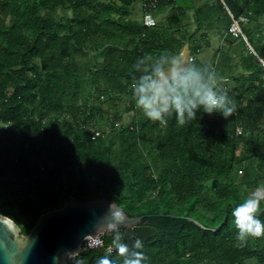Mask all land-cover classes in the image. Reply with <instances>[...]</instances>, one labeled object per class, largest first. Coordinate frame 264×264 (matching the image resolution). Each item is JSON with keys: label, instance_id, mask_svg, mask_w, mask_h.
I'll return each instance as SVG.
<instances>
[{"label": "trees", "instance_id": "16d2710c", "mask_svg": "<svg viewBox=\"0 0 264 264\" xmlns=\"http://www.w3.org/2000/svg\"><path fill=\"white\" fill-rule=\"evenodd\" d=\"M132 3L0 0V212L26 233L69 196H107L130 215L155 213L141 220L156 230L142 242L143 264H264V236L239 246L231 215L244 189L264 184V0H159L153 26ZM212 34L226 46L206 57ZM185 43L190 61L216 70L232 116L199 109L181 126L175 113L162 124L137 109L124 123L136 61L150 69L152 56L179 55ZM257 216L264 223V200ZM105 253L81 250L66 264ZM109 258L122 264L115 250Z\"/></svg>", "mask_w": 264, "mask_h": 264}, {"label": "clouds", "instance_id": "9594fccd", "mask_svg": "<svg viewBox=\"0 0 264 264\" xmlns=\"http://www.w3.org/2000/svg\"><path fill=\"white\" fill-rule=\"evenodd\" d=\"M155 63L141 71L140 65L145 58H139L133 65L141 74L133 77L132 96L135 107L143 115L162 124L175 113L178 125H184L196 118L197 110L212 115L217 113L227 119L236 110V102L229 96L228 90L222 86L216 70L211 65L198 66L179 55L163 52L152 56ZM264 200V184L257 186L244 201L232 208L237 229L236 239L239 246H244L249 237L264 236V223L257 213L260 203ZM110 218L100 227L112 233L111 245L107 252L96 258L94 264H115L110 259L112 250L122 257V264H143L147 260L142 251L143 243L139 237L132 240L131 247L123 242L120 229L127 226L126 214L109 205ZM88 239V237H85ZM91 247L92 245L89 244ZM77 264H84L78 260Z\"/></svg>", "mask_w": 264, "mask_h": 264}, {"label": "water", "instance_id": "95a60500", "mask_svg": "<svg viewBox=\"0 0 264 264\" xmlns=\"http://www.w3.org/2000/svg\"><path fill=\"white\" fill-rule=\"evenodd\" d=\"M180 54L190 60L187 43ZM109 205L126 214L127 226L122 228L132 239L139 237L144 242L156 234L147 221L141 223L142 218L155 213L130 215L107 196L87 199L69 196L61 206L40 213L26 233L12 218L0 212V264H66L70 257L81 251L85 236L106 233L100 226L110 218ZM180 217L202 228H214L191 215Z\"/></svg>", "mask_w": 264, "mask_h": 264}, {"label": "built area", "instance_id": "2783aa9c", "mask_svg": "<svg viewBox=\"0 0 264 264\" xmlns=\"http://www.w3.org/2000/svg\"><path fill=\"white\" fill-rule=\"evenodd\" d=\"M140 1H141L140 2V6H141L140 7L141 8L140 20L146 26H153L157 22L156 17L153 14V8L158 4L159 0H140ZM242 20H246V17L242 14L232 19L228 27V32L232 36H239L242 34L241 27H240V22ZM189 59H191V57H189ZM235 133L236 135H239L242 133V127L240 125L236 126ZM98 134H99V131L96 129H93V137ZM105 234L113 235L110 232H106V233H97L93 235L92 237H90L89 235L85 236V237H88V239H85L84 237L81 250H92L96 248H103L105 252H107V249L110 247L111 242L105 243V238H104ZM89 244H91L92 246L90 247Z\"/></svg>", "mask_w": 264, "mask_h": 264}, {"label": "rangeland", "instance_id": "374dc122", "mask_svg": "<svg viewBox=\"0 0 264 264\" xmlns=\"http://www.w3.org/2000/svg\"><path fill=\"white\" fill-rule=\"evenodd\" d=\"M137 1V3H140L141 1L140 0H136ZM136 2L134 3V8H135V11H134V14L133 15H135L138 19H140V12L141 11H139V12H137L138 11V9L136 8V6L138 5ZM155 9L156 8H154V11H155ZM169 9V6H167L166 8H165V10L167 11ZM165 11V12H166ZM138 13H139V15H138ZM164 14V13H163ZM156 16V21H157V19L159 18V16H157V15H155ZM210 40H211V46H209L208 47V49H206L205 51H202V54H204L206 57H208V56H210L211 55V52H210V50L213 48L212 46H217L218 44H220V43H222L221 41H223V40H221V39H219V37H218V35L217 34H212L211 36H210ZM223 43H224V41H223ZM226 45L224 44V47H225ZM179 56H181L182 58H184L181 54H179ZM128 97H125V98H123V99H121L120 100V106H121V108H124V106L126 105V104H128ZM135 106V105H134ZM136 110H137V108L136 107H133L132 109H129V110H124L123 111V122L124 123H129L131 120H132V118L134 117V115H137L136 114ZM141 115H143V113L141 114ZM140 116V115H139ZM244 192L245 191H243V195H244ZM250 192H252V191H248L247 192V195L250 193Z\"/></svg>", "mask_w": 264, "mask_h": 264}, {"label": "crops", "instance_id": "0c3cea01", "mask_svg": "<svg viewBox=\"0 0 264 264\" xmlns=\"http://www.w3.org/2000/svg\"><path fill=\"white\" fill-rule=\"evenodd\" d=\"M137 3V1L136 0H133V3H132V6L134 7V3ZM138 5L136 6V8L138 9V11L137 12H139V11H141V8H140V3H137ZM134 11H135V8H134ZM138 15H139V13H138ZM136 17V16H135ZM140 17H141V12H140ZM137 18V17H136ZM219 37V36H218ZM220 39V38H219ZM221 40H223L222 38H221ZM211 41V40H210ZM222 43H220V44H218L217 46H212L213 48L210 50V52L212 53V51H213V49H215L216 47H218L219 45H221V46H223L224 47V43H223V41H221ZM212 45V44H211ZM210 45V46H211ZM208 49V48H207ZM207 51V50H206ZM234 54H238V53H234ZM204 55V54H203ZM253 191V190H255V188L254 189H244L243 191H245L244 192V197H247V192L248 191Z\"/></svg>", "mask_w": 264, "mask_h": 264}]
</instances>
